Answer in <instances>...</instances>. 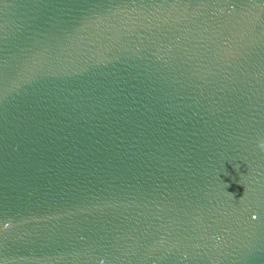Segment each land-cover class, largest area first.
<instances>
[{
  "label": "water",
  "instance_id": "95a60500",
  "mask_svg": "<svg viewBox=\"0 0 264 264\" xmlns=\"http://www.w3.org/2000/svg\"><path fill=\"white\" fill-rule=\"evenodd\" d=\"M264 0H0V264H264Z\"/></svg>",
  "mask_w": 264,
  "mask_h": 264
},
{
  "label": "clouds",
  "instance_id": "9594fccd",
  "mask_svg": "<svg viewBox=\"0 0 264 264\" xmlns=\"http://www.w3.org/2000/svg\"><path fill=\"white\" fill-rule=\"evenodd\" d=\"M261 147H264V143L261 144Z\"/></svg>",
  "mask_w": 264,
  "mask_h": 264
}]
</instances>
